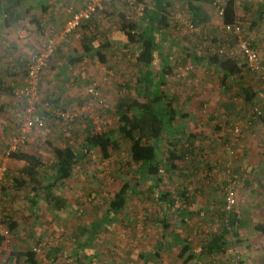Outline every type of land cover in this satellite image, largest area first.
Segmentation results:
<instances>
[{
  "label": "trees",
  "instance_id": "trees-1",
  "mask_svg": "<svg viewBox=\"0 0 264 264\" xmlns=\"http://www.w3.org/2000/svg\"><path fill=\"white\" fill-rule=\"evenodd\" d=\"M112 1L122 3L119 0ZM23 2L24 0H0V15L5 26L10 27L12 24L23 20ZM136 3L145 5L141 20L133 19L128 22L123 15H120L121 17H118L121 23L119 31L125 39L126 48H129L128 50L134 56L136 68L143 67L145 69H137L139 75L132 82L134 86L133 94L131 96H128L129 94L121 96L115 101L113 110L114 115L117 117L116 126L98 132L87 118L76 121V125L83 126L82 132L79 133L82 136L81 143L76 146L66 144L62 147H54L51 151L53 161L47 167L36 152L19 151L12 154L11 159L21 163L23 167L18 171V175L13 177L10 185L7 184L6 175L5 184L2 186L0 247L8 240L7 236L4 235V231H8L10 237L16 240L26 228L24 221L27 222L33 219L37 222L43 205L56 212L68 210V198L61 193L60 189H64L67 183L73 179L76 168L89 157H92L94 153L99 155L101 161H109L115 155H121L122 145L125 144L127 166L124 171L122 169L120 171L121 183L119 190L112 197L105 198L99 194L93 195V191L88 193L94 201L99 199L106 211L104 216L92 226L79 224L78 235L89 234L91 239L94 238V234L99 232L100 227L102 228L106 224L110 214L120 215L128 208V200L131 195L142 193V184H146L145 193L149 192L150 195L156 196V203L151 199L152 206L156 207V210L163 208L172 210L175 205L170 196L177 189L170 190L169 185H166V180L170 179L173 174H179L180 178L187 177L190 174L186 176L185 170L191 168L194 172L190 173L195 176L200 155L198 156L197 149L192 144L193 141H201L203 137L189 135L180 139L165 135L166 130L179 111L168 101L169 96L163 91V87L167 84L166 76H155L154 69H149L157 62L159 47L155 37L158 34H164L168 29H173V33L180 30L173 24L171 17L175 6H181L183 10L187 11L191 22L197 28L205 27L215 16L219 17L222 24H232L239 21L243 25V23L249 22L247 17L248 15L251 17L256 5L251 0H155L151 7L149 5L150 1L137 0ZM125 5L129 10H133L126 3ZM152 7L156 11H153ZM259 13H261V10H259ZM250 20L251 26L248 29H255L262 22V14H258L253 20L250 18ZM138 24H141L140 28H138ZM91 26L90 22L87 25H82L78 30L82 34L80 41L82 52L86 56H96L100 63L107 65L106 54L113 49L114 46L112 45L114 43L112 44L110 41L98 42L99 32L93 31ZM137 29H139V36L132 33ZM213 31L211 30V32ZM223 36L221 41H225V35L223 34ZM227 38L230 39H228L229 44L232 45L235 41L234 38L231 36ZM134 46L136 48L132 49ZM252 46L255 48L253 42ZM196 58L199 64L205 61L212 69H217L221 73L220 83L223 92L225 95L230 96V101L226 105H221L223 110V113L219 114L221 119L231 113H236L233 101L235 98L243 99L245 105V110L237 113L238 117L239 114H241V117L245 116L248 111L247 108L255 107L261 102L259 91L247 81L252 74L245 67L242 60L219 58L216 55H206L205 59L198 56ZM81 60L79 57L71 56L68 62L72 66H78L82 63ZM108 67L110 68V66ZM5 86L0 79V97L2 94L11 92V88ZM45 102L53 109L60 108L62 112L66 110L60 98L53 99L47 96ZM41 115L48 116L47 113ZM259 124L264 127V115L259 117L250 129ZM185 162L187 166L182 165ZM112 176H114L113 173ZM13 193L22 196L24 202H27L22 219L14 217V211L13 214L9 213L5 207L8 198L12 197ZM186 194L185 189L179 190V197L184 200L175 203H178L179 209H183L185 212L187 211L184 207L189 205V200L185 197ZM195 204L198 205L199 203L196 202ZM99 210H101L100 207ZM226 214H230V212L227 213L223 210L217 214L215 219L208 220L207 217L203 216L200 220L205 223L214 221L219 224L224 220L222 218H225ZM226 218L228 220L222 226H218L219 229L211 234L209 240L202 241L201 247L196 251L191 248V243L187 239L185 242L182 239L181 244L184 243L182 244L183 249L180 256H185L188 253L186 261H193L192 264H198L203 261V258L225 254L229 250L228 248L239 242L237 229L240 223L234 213H231L228 217L226 215ZM240 225L244 226L243 223H240ZM255 229L264 234L263 224L256 225ZM77 237L79 238V236ZM234 238H236V242H233ZM38 243H40V240H37L36 244ZM155 256L156 263L161 264L159 254L156 253ZM12 258L17 261L23 258L24 264H43L38 252L35 251V247L25 252L13 253ZM145 264L151 263L145 261Z\"/></svg>",
  "mask_w": 264,
  "mask_h": 264
},
{
  "label": "crops",
  "instance_id": "crops-1",
  "mask_svg": "<svg viewBox=\"0 0 264 264\" xmlns=\"http://www.w3.org/2000/svg\"><path fill=\"white\" fill-rule=\"evenodd\" d=\"M146 1H150V7L155 3V0ZM86 3L87 0H24V2L22 3L23 20L12 24L10 27L4 25L3 18L0 15V79L6 85L5 87L11 88V92L2 94V96L0 97V121L6 124V127L1 128L0 132V149L2 148L1 140L10 138L12 136V131H10V133L6 131V129H9L8 123L12 121V119H9L8 114L11 111H18L20 105H22V103H18V100H14L13 97L17 88L21 87L22 85V79L20 77H22V75L27 76V64L29 63L30 57L38 49L44 48L51 39L56 38L57 36H59L61 31H63L65 22L68 18L65 10H67L69 6L74 7L75 9H81ZM253 4L256 5V9L254 8L252 18L255 19L258 14H262V22H264V1L255 0ZM175 8L173 9V13L175 12ZM259 10H261V13H259ZM153 11H156V9H153ZM132 12L133 10H129L127 6H123L122 8L120 7L119 9V5L117 2L110 1L108 4H106L104 9L95 16L100 17H98L95 22L94 20H92L91 24L94 26V28H98L101 26H106L105 28H108L110 26V24H108L110 21L112 22L113 19L118 20V17H121L120 15H123L124 17L126 16L127 18L128 15ZM256 13L257 15L255 16ZM262 22H260L259 25H261ZM220 24L222 25V22H220L218 26L215 25L214 22H210L208 25H205V32L206 29L214 30V35L213 32L209 31L206 37L207 40L211 41L212 43H215V40L216 42L221 41L219 39L224 36L222 31H220ZM255 30L257 29L255 28ZM178 32L179 30H176V33H173V29H168V31H166L164 34H158L155 37L159 47L157 62L152 66V68L149 69H154L155 76H166L165 79L167 80V84L163 87V91L169 96L168 101H170L173 106H175V108L179 111L176 117L172 120V124L166 130L165 135L167 137H177L180 139L185 138L189 135L202 136L203 139L201 141H193L192 144L197 149L196 153L201 157L204 156L205 153H211V151L209 150H214L216 148V145H218L219 143L217 142L219 141V139H217L218 136H221L224 139L223 140L220 138V141H225V139L227 140V138H225L228 137V134H226V132H228L226 131V126H230L232 128L235 122V117L231 116V114L229 116H224V120H222L224 123L221 124L219 122L217 126L215 124L217 120L212 115L203 116L199 113V107L203 105L207 106V103L214 104L215 102L212 101V98L210 99L207 94L205 97L209 99L202 100V102L197 97L201 95L200 93H202L203 91H207L204 89L206 85H209L211 88L212 84H200L198 88L194 87L195 82L199 81L200 83L201 81V78L199 77V69H196V67L201 66L203 71L208 75V78L211 77L212 74L221 76V73H219L217 69H212L211 66H209L205 61L199 64L196 57L198 56L205 59L206 54H201L199 45H195L193 42V44L191 43L190 45L187 43H180L179 38L177 37L179 35ZM120 35H122L120 31H113L110 28L109 31H104L98 36V42L100 41L104 43L110 41L112 44H115L116 42V45H111L117 46V48L119 50H123V52L128 51V53L133 56L131 51L128 50L129 48H126V42L123 35ZM23 37L25 39H22ZM263 38H257L255 40L251 38V42L254 43L256 50L260 54V57H262L264 54V48L262 45ZM188 41L187 39H184V42ZM64 42H66L67 44H65ZM68 42L69 40L63 41V43L61 44V50L59 51L61 53H57V51L46 67L47 72L50 73L51 79H59L57 74H55L56 69H60V72L62 73L63 69H65L64 71H68L69 69V71H73L75 67H77V65L72 66L71 64H69L68 59L71 58V56L79 57L80 60L82 59L81 61L85 60L88 57H90V59L92 58V60L97 58L96 56L84 55L82 50L76 49L74 46L72 47V45ZM135 48L136 46H134V48L132 49ZM181 63H184V65L188 63V65H191L193 67H195L196 65L195 69H192L193 72L185 78V86L183 82L177 80L179 77L178 74L182 72V67H180ZM191 66H188L186 69ZM135 69L145 68L137 67ZM203 78H206V76H203ZM67 80L68 79L63 78L62 82H66L68 84ZM131 84L132 82L130 81L124 84L126 90L125 95L129 94L128 96H131L133 94L134 86L133 84ZM78 87L79 85H76V88ZM10 97L11 99H9ZM57 98H60L61 103L64 105H72L76 102V97L71 94H64L63 97V95L60 93ZM226 104L227 103L224 102L222 105ZM254 128L255 126L253 127V129ZM253 129L247 132L251 133ZM68 135V133L65 135L66 138ZM71 143V141H65L64 145ZM73 144L74 143H72L71 145ZM221 145H223V148L225 149V143L222 142ZM200 157L198 158V164L196 167L197 171L195 176H187L189 173L186 172L187 177L183 176L182 178H180L179 174H173L170 176V179L166 180V182H169L170 184V190L177 189L178 191L172 192L170 196V199L174 203L175 207H173L172 210H168L162 207L163 209L147 211V214H149L150 216V220L146 222L147 229L144 234H136L137 230L135 227L137 226L138 213L141 212V209L135 210L132 209V206L133 204L137 203V201L143 202L150 201L151 199L155 201L154 203H156V196H152L150 194L147 195L146 193L142 192L133 194L129 197L127 205L128 208L125 209L120 215L110 214L106 221V224L104 223L105 225L99 230V232L94 234V238L91 239L89 234H85L83 236L78 235L79 225L77 231H71L70 233L66 232L64 235H61V237L65 236L66 239L62 237L61 242L59 241V244L55 246V249L58 250V257H62L61 259H65L64 264H70L72 260L75 264H99V262L101 261L98 252V244L100 243L99 235L104 231L114 230L115 232L117 230L116 228L121 226V228L123 229V237H125L123 238V243L124 246H127L125 255L128 256L125 258L131 257L132 254V257H135V263L137 264H145V261H149V263L151 264H157L155 261V255L156 253H158L159 257H161V264H167V260L169 258H177L182 264H192L193 261H186V258L189 255L188 253L185 256H180L181 250L183 249L182 244L187 239L188 242L191 243V248L196 251L201 247L202 241H204L205 239H210L205 237L203 240H199V242L195 245L193 243L195 241L193 240V238L196 235V238L200 239L201 235L206 236L207 231L214 230L215 232L219 229L218 227L217 229L214 228L216 226L215 224H217L218 222L216 223L213 221L212 223H205L200 220L203 216L207 217L208 220L215 219L217 218L216 216L219 213L217 207L213 203H211L216 201L217 197L211 194L203 196L201 192L202 189H200L203 184L201 181L197 182V180L195 179L197 178V176L201 175V177H205L206 171H204V167L209 164L208 161H204L205 157ZM9 161L11 162V164L17 162L12 159ZM217 163H219V161L215 162L214 165H216ZM219 165L220 166H218L217 168L219 170H222V165ZM210 167L212 168L213 165L211 164ZM252 169L253 172H259L264 175V165L262 167H253ZM199 171H201V174L199 173ZM182 189H185L187 191L185 197H187L189 200L190 206L187 205L184 207L187 212H185V210L183 209L180 210L178 203L175 204L177 201L184 200L183 198L179 197V190ZM60 191L64 194L65 197H67L68 192H66V188L60 189ZM205 197L206 199H204ZM67 198L69 202L68 210L56 212L52 209H49L48 206L43 205L42 211L39 212V216L44 214H46L47 217L51 216L52 219L56 220L59 228L69 224L71 226H74L75 220L77 218L81 219V217L83 218V216H86L88 210L86 209V207H84L83 209V204L81 202H78L77 200H71L69 197ZM195 201L199 203V206L195 204ZM255 201V204L251 206V208L257 209L255 212L257 217L264 216V196L259 195ZM92 202L93 205L88 217H92L93 219L90 218V220L85 223L88 226L94 225V223H96L98 219H101L106 212L105 208L104 210H99L100 203H97V200L94 201L92 199ZM21 208V212L24 213L25 209H23V206ZM73 221L74 223H72ZM78 222L80 224H84L83 221ZM239 222L241 224H244L243 227H249L248 221H242V219H240ZM240 223L238 224V241L242 244V247L238 248H240L241 251H248L250 247L251 251L249 252L250 258L247 257L246 259H243V261L239 264H264V234L255 229L256 224H254L249 227L248 230L246 229V234H251V236L255 238V241L251 243V240H248V238L243 241V239L240 238V234L243 235L241 233L243 227L240 225ZM37 224H39V221L34 224L32 223L31 225L37 228ZM222 224L223 223L220 222L217 225L220 227L222 226ZM260 224L264 225V222ZM27 226H29V224H27ZM39 231L42 232V239H45V231ZM31 233L35 232H30V234ZM68 236H70L69 245L66 244V240L68 241ZM77 236H79V238ZM182 239H184V242L181 244V241H183ZM62 240H64L65 242ZM18 241L19 237L16 238V241L14 242L15 244H13L10 253L8 255L5 254L6 257H8L7 264H10L11 262H14L13 264H24L23 258H21L20 261H17L16 259L12 258V254L25 252L28 249L34 247L33 244H30L28 240L24 241V238L21 242ZM137 241H139L138 244ZM147 241L148 243L146 245L144 242ZM108 249L110 250V255L114 253L113 247H109ZM228 249L229 250L222 255L224 259L223 262H226L225 264L230 263L229 260L231 255L234 257H237L239 255L237 247L235 248L236 251L233 252V254L230 253L233 250V246ZM3 250H6L4 248V245L0 247V256L1 254H3ZM177 251L178 255L176 254V256H174ZM2 258H4V255L2 256ZM110 261H112L111 256Z\"/></svg>",
  "mask_w": 264,
  "mask_h": 264
},
{
  "label": "rangeland",
  "instance_id": "rangeland-1",
  "mask_svg": "<svg viewBox=\"0 0 264 264\" xmlns=\"http://www.w3.org/2000/svg\"><path fill=\"white\" fill-rule=\"evenodd\" d=\"M146 1V0H145ZM252 3H254L255 0H251ZM264 1V0H263ZM119 9L123 6L126 7L125 3H118ZM70 7V6H69ZM129 7V6H128ZM183 10L181 6H176L175 13L178 11ZM66 12V10H65ZM172 15V16H173ZM140 14H138L134 9L133 12L128 15L125 20L131 21L133 19L135 20H141ZM242 16V15H241ZM97 17H94L93 20H97ZM253 15L251 17L248 15L249 22L243 23L245 33L248 35V37L254 40L257 38H263L264 36V22H262L261 25H259L255 29H248L251 26V20H253ZM139 22V21H138ZM211 22H214L215 25L218 26V24L221 22L219 17L215 16ZM110 26L108 28H105L106 26L96 27L92 25L93 31H98L99 35L103 33L104 31H109L110 28L114 31L117 30L119 32L120 29V20H115L109 22ZM141 25V24H140ZM138 24V28L140 26ZM207 28V27H206ZM221 29V24L219 26ZM178 32V38L179 42L182 44L187 43L191 44L192 42L195 45H199L200 49L203 48H211V46L214 44L211 41L207 40V35L209 31L213 29H206L205 27H197V32L194 35H192L185 27L179 28ZM62 33V31H61ZM61 33L59 36H57L54 39H51L49 42H53L57 45V53L61 50V44L63 42H56V40L59 39L61 36ZM107 35V34H105ZM198 35V36H197ZM263 36V37H262ZM209 37V36H208ZM223 38V37H222ZM221 38V39H222ZM25 39V38H22ZM82 39V34L80 32L74 33L68 40L69 44L74 46L76 49H81L80 41ZM118 39V38H117ZM184 39L189 40L188 42H184ZM220 39V40H221ZM195 40V41H193ZM48 42V43H49ZM67 44L66 42H64ZM192 43V44H193ZM116 45V42L115 44ZM263 48H264V38H263ZM55 52V54H56ZM107 60L108 64L103 65L99 62L97 58L92 60L90 57L86 58L82 61L80 65L75 67L73 71H64L60 72V69H56L55 74H57L59 79H51L50 73L47 72V69L45 70L42 80L40 83V89H39V95H40V103L38 102L37 105V112L38 114L47 113V115H42L45 119V127L42 129H33L29 131L24 138L19 142V151H25V152H36L39 154L41 159L46 163V167L50 165V163L53 161V157L51 154V151L54 147H62L64 146L65 141H71L74 143L73 145H79L82 141V136H80L79 132H82L83 126L76 125L75 122L87 118V120L91 121L92 124L95 126L96 130L99 132L103 129H109L116 126L117 123V117L114 115L113 105L115 101L121 96H124L126 94L125 86L124 84L127 82H134L139 75L137 72L136 66H135V59L134 57L128 53V51L123 52V50H119L117 46H114L113 50L107 52ZM31 58V57H30ZM30 60V59H29ZM262 65H264V54L261 57ZM245 65V64H244ZM110 66V68L108 67ZM188 65L184 63H181L182 72L180 70V74H178V79L181 82L184 83L185 86V78L193 72L192 69H195V67L191 66L188 69H186ZM246 67V65H245ZM126 68V69H122ZM247 68V67H246ZM191 69V70H190ZM196 69H199V77L201 78L200 83L199 81L194 83V87H199V85H204L207 83L212 84L211 88L209 85H206L204 87L205 90L201 95L197 96L200 101L207 100L209 98H206V94L210 97L212 101H214V104L207 103V106H201L199 107V113L203 116L206 115H212L217 122L215 123L218 126V123L221 124L224 123L219 117V114L223 113V110L221 108V105L225 102L228 103L229 95H225L223 92V88L220 83L221 76H218L217 74H212L211 77H207L208 75L203 71L201 66H197ZM203 76H206V78H203ZM22 79V85L21 87H18L16 92L14 93V100H18V103H22L20 105V108L18 111H11L9 115V119H12L11 122L8 123V128L6 131L10 133L12 131V136L10 138L2 139V148H8L12 141L15 138L19 137L20 134V127L25 119L26 114V101L24 97L20 94V91L24 88V85L27 81V76L22 75L20 77ZM63 78L68 79V84L66 82H62ZM251 85H253L254 88H256L259 92V97L261 98V102L258 103L255 107H249L247 108L248 111L245 116L241 117V114H239V117L237 113H241L243 110H245L244 101L241 98H235V114L231 113V116L235 117L233 126L241 119H245L246 117L250 116L251 113L255 109L262 110V115H264V80L261 78H257L253 75H250L248 80ZM63 83V84H62ZM93 84L98 85V89L102 96V102H99L97 99H94L90 96L88 93V90L93 86ZM76 85H79L78 88H76ZM208 92V93H207ZM62 94L64 97V94L67 95H73L76 97V102L72 105H65V113L69 114L68 119H64L62 117V111L60 108L53 109L50 107L48 103L45 102L47 96L51 97L53 99H56L59 94ZM204 95V96H202ZM231 95V94H230ZM11 99V97L9 98ZM66 99V98H65ZM19 107V106H18ZM65 114V115H66ZM75 114L77 117H75ZM72 118H74L72 120ZM220 120V121H219ZM259 126V127H258ZM256 126L251 133H248L247 131H250L252 129L244 128L242 136L238 139V146H237V154L238 158L233 160L230 159L228 152H227V143L232 137V128L229 126H226V134H228L227 140L220 141L223 139V137L218 136L217 139H219L218 145H216V148L208 153L204 154V161L209 162L204 167V171H206L205 177L197 176L195 178L197 182L201 181L203 186H201L200 189H202V195H215L217 197V200L213 203L218 211L221 213L223 211V194L225 192V187L229 184L227 181L226 175L223 174V172L226 170V166L229 165L231 174H229L231 177L235 176L236 179L232 178L236 182V190H237V205L234 207L231 213H234L237 215L238 219H242V221H248L249 227H251L254 224H260L264 222V216L257 217L255 214L257 209L251 208L255 204V200L259 195L264 196V175H262L259 172H253V167H262L264 165V127L263 125L259 124ZM6 127V124L4 122L0 121V132L1 128ZM69 134L66 138V134ZM65 136V138H64ZM221 138V139H220ZM224 140V139H223ZM225 143V149L223 148ZM53 143V144H52ZM71 143V144H72ZM55 145V146H54ZM125 144L122 145V152L120 156H114L109 161H101L99 155L97 153H94L92 157H89L85 162H82L75 170V174L72 180H70L67 185L64 187L66 188L67 197H69L71 200H77L78 202H81L83 204V209L86 207L88 210V213L86 216L81 217V219L75 220V225L71 226L64 225L61 228H59L58 223H56V220L52 219L51 216L47 217L46 214L39 216V224H37V228L32 226L31 224L36 223L33 219L25 222V230L21 232V234L18 236L19 241L21 242L24 238V241L28 240L30 244H33L34 247L40 248V252H38L40 259L43 264H64L65 259H61L62 257H58V252L55 249V246L59 244V241L61 242L62 237L64 239V235L66 232L70 233L71 231H77L78 225L80 224L78 221H83L84 225L87 223L88 220L93 219L92 217H88L91 212V208L93 205L92 197L88 193L93 191L92 194H99L102 195L105 198L112 197V195L119 190V185L121 183V169L124 171L126 168V155L127 150L124 148ZM220 146V147H219ZM226 151V152H225ZM210 153V154H209ZM227 154V155H226ZM199 155V154H198ZM11 160V159H10ZM119 160H121L119 162ZM190 160V159H189ZM187 161V163L189 162ZM219 161L216 165L215 162ZM187 163H182L183 166H187ZM213 165L211 168L210 165ZM222 165L223 169L219 170L217 167ZM181 165V164H180ZM181 165V166H182ZM8 173H7V184L10 185L11 181L14 176H17L18 171L22 169L21 163H12L8 161ZM187 168V167H186ZM193 169V168H191ZM191 169L185 170L190 175V172H194ZM203 171V172H204ZM112 173L114 176H112ZM196 173V171H195ZM201 174V171H199ZM199 175V174H197ZM166 185H170L169 182H166ZM146 184H142V192L145 193ZM146 194H149L147 192ZM12 197H9L5 207L9 213L14 214V217H17L19 219H22L24 217V213L21 212V207L23 206V209L27 202L25 203L22 199V196L12 194ZM207 197V196H206ZM206 197L204 199H206ZM204 202V201H203ZM97 203H100V208L104 210V205L101 204V201L97 199ZM134 207V208H133ZM1 208V205H0ZM81 208V207H80ZM154 208L152 206V200L150 201H137V203L133 204L132 209L139 210L141 209V212L138 213V221L136 228V234H144L146 232V222L150 220L149 214H147V211H154ZM156 210V209H155ZM221 210V211H220ZM230 214H226L227 217ZM222 218L224 219L222 223H225L228 218ZM34 221V222H33ZM74 223V221L72 222ZM29 224V226H27ZM214 227L217 229L218 225L215 224ZM249 227H243L242 234H240V238L243 239V241L248 238V240H251L252 243L255 241V238L251 236V234H246ZM63 229V230H61ZM74 229V230H73ZM101 229V227H100ZM117 230L114 232V230L110 231H104L99 235V241L100 243L98 252L99 257L101 261L99 264H137L135 263V257L125 258L128 255H125V250L127 249V246H124L123 243V229L120 227L116 228ZM247 229V230H246ZM39 230H44L46 233L45 239H42V232ZM30 232H35L31 233ZM49 232V234H48ZM214 232V230L207 231L206 236L201 235L200 239H197V235L193 238L195 240L193 243L196 245L199 240H203L205 237L210 238L211 234ZM238 232V229H237ZM29 233V235H28ZM239 233V232H238ZM245 234V235H244ZM28 235V236H27ZM194 235V234H192ZM7 241L4 244V248L6 250H3V254H1L0 258V264H7L8 257H6L5 254H9L12 250L13 244L16 240L12 239L10 237V234L6 235ZM69 239L70 236H68V241L66 240V244L69 245ZM37 240H40V243L36 244ZM152 240V239H151ZM64 241V240H62ZM150 241V240H148ZM147 242H144L147 245ZM65 242V241H64ZM139 241H137L138 244ZM236 242V238H234V241ZM133 244V243H132ZM62 245V244H60ZM145 245V246H146ZM233 246V252L236 251V247L238 250L239 255L237 257H234L231 255L230 257V263L229 264H239L243 261V259H246L247 257L250 258V251L251 248L249 247V250H243L241 251L242 244L238 242V244H234ZM109 247L114 248V253L109 254ZM240 247V248H238ZM180 251V250H179ZM241 252V254H240ZM134 253V251H133ZM178 255V251L174 254V256ZM4 255V258L2 256ZM69 255V254H67ZM57 256V258H55ZM110 256L112 257V261H110ZM173 257V256H171ZM55 258V259H54ZM224 259L222 255H214L210 258H203V261L200 262V264H225ZM223 262V263H221ZM14 262H11L10 264H13ZM187 263V262H186ZM70 264L73 263V260L70 262ZM167 264H182L179 259L177 258H169L167 260ZM189 264V263H188Z\"/></svg>",
  "mask_w": 264,
  "mask_h": 264
},
{
  "label": "built area",
  "instance_id": "built-area-1",
  "mask_svg": "<svg viewBox=\"0 0 264 264\" xmlns=\"http://www.w3.org/2000/svg\"><path fill=\"white\" fill-rule=\"evenodd\" d=\"M112 0H87V3L81 9H75L74 7H68L66 13L68 18L65 22L64 29L56 42L68 41V39L79 30L82 25H87L93 18L98 15L100 11L104 9L106 4ZM122 3H126L129 7H132L138 14L142 15L145 5L142 3H136L134 0H119ZM222 14V13H220ZM173 24L179 28L185 27L192 35H195L197 28L191 22L190 16L187 11L181 10L172 16ZM221 31L225 35V41H218L214 43L211 48H203L200 50L201 54L207 56L216 55L219 58L242 60L250 73L257 78L264 80V65H262L259 52L252 46L251 39L246 35L245 29L241 22L236 21L232 24H222ZM136 36H139V29L132 32ZM233 37L235 41L231 45L229 44V38ZM24 38V37H23ZM229 39V40H228ZM57 45L54 41L49 42L44 48L38 49L30 58L27 64V81L24 88L20 91V94L24 97L27 107L25 119L20 127V134L18 138H15L8 148L0 149V202L2 198V186L5 184L6 175L8 171L7 163L11 159L12 154L19 152V142L24 136L33 129H42L45 127V119L37 112L38 102L40 103V83L43 73L51 60L55 55ZM88 93L94 99L102 102V96L98 89L97 84L88 90ZM262 111L255 109L250 116L245 119L239 120L232 128V137L227 143V152L230 159H237V146L238 139L243 134L244 128H250L254 122L262 117ZM62 113L64 119L69 118V114ZM75 117L77 115L75 114ZM74 118H72L73 120ZM227 177L228 185L225 187L224 192V206L223 210L227 213L231 212L237 205L238 197L236 190V182L230 176L231 170L229 165L226 166V170L223 172ZM4 235H8V231H4ZM36 252H40V248H35Z\"/></svg>",
  "mask_w": 264,
  "mask_h": 264
}]
</instances>
